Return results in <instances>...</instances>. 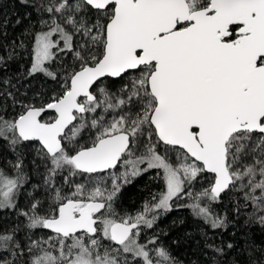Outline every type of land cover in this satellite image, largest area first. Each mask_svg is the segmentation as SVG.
Returning a JSON list of instances; mask_svg holds the SVG:
<instances>
[{
	"label": "snow or ice",
	"instance_id": "obj_1",
	"mask_svg": "<svg viewBox=\"0 0 264 264\" xmlns=\"http://www.w3.org/2000/svg\"><path fill=\"white\" fill-rule=\"evenodd\" d=\"M16 2L0 264H185L169 238L186 219L161 227L182 210L188 264H264V0Z\"/></svg>",
	"mask_w": 264,
	"mask_h": 264
},
{
	"label": "trees",
	"instance_id": "obj_2",
	"mask_svg": "<svg viewBox=\"0 0 264 264\" xmlns=\"http://www.w3.org/2000/svg\"><path fill=\"white\" fill-rule=\"evenodd\" d=\"M13 12L19 13L21 16L23 15L24 9L16 2V0H3V4L0 5V14H9L11 15ZM15 19V16H12ZM20 28L17 27L15 32H19ZM147 183V177L141 178L139 184L131 190L128 194V198L125 203L129 207H135L139 200L143 195V186ZM178 217H184L186 222L179 228H174L171 231L169 239H180V244L174 246L175 254L182 260L185 261V264H188L190 259L196 258L198 253L195 251L197 249L196 240L198 237L196 236V228L197 222L193 221L190 216H188L187 210H182L180 212H173L169 214V216L165 217L161 227L167 228L171 225L174 219ZM185 233H191V237H186ZM227 239H232V237L226 234ZM257 242H260V234L256 233ZM239 243H243L242 240ZM203 259V257H200Z\"/></svg>",
	"mask_w": 264,
	"mask_h": 264
}]
</instances>
